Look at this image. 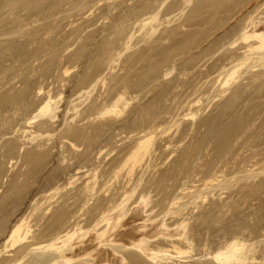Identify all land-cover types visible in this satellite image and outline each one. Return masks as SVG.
Listing matches in <instances>:
<instances>
[{
    "label": "rangeland",
    "instance_id": "1",
    "mask_svg": "<svg viewBox=\"0 0 264 264\" xmlns=\"http://www.w3.org/2000/svg\"><path fill=\"white\" fill-rule=\"evenodd\" d=\"M260 28L264 0H0V264L59 258L44 246L72 230L71 264H159L126 235L162 221L201 241L178 255L151 239L162 264H218L233 234L264 264V49L242 39ZM122 201L125 238L100 244Z\"/></svg>",
    "mask_w": 264,
    "mask_h": 264
},
{
    "label": "bare ground",
    "instance_id": "2",
    "mask_svg": "<svg viewBox=\"0 0 264 264\" xmlns=\"http://www.w3.org/2000/svg\"><path fill=\"white\" fill-rule=\"evenodd\" d=\"M263 22V21H262ZM254 24V23H253ZM262 28V27H261ZM261 28L259 30L253 29L252 31H246L244 32V34H242V39L244 41H249V40H254V43L252 42V44H249L248 46V51L250 53H252L253 51H258V50H263L264 49V31L261 30ZM247 53V52H246ZM264 61V60H263ZM263 66V65H262ZM236 73V69L233 70L230 73L229 77H233L234 74ZM229 80H227L225 82L228 83ZM122 95V94H120ZM120 95H118V99H116L117 103L120 104V102L122 101V98ZM124 101V99H123ZM122 106V105H121ZM38 113L33 117V119L37 118L38 116H46L52 112H54V109L51 107V100H47L45 103L41 104V106L39 107V109H37ZM104 110V111H103ZM102 113H100L101 115H103V113H109L112 112V110H105L103 109ZM101 112V110H100ZM99 113V112H98ZM98 114V115H100ZM55 116V115H54ZM53 117V116H52ZM150 133V132H149ZM148 133V134H149ZM151 135V134H149ZM153 135V134H152ZM142 140L139 141L138 145L136 146L135 150H133V154L131 155V157L136 158L137 157V153L139 152V150H143L145 147H148L146 144L149 143V141L151 140V136H148L147 138L144 137L141 138ZM191 148V147H190ZM145 151H147V149H144ZM144 151V152H145ZM213 179V178H212ZM217 179V178H216ZM215 182V181H214ZM210 183V182H209ZM213 183V182H212ZM206 185V184H205ZM211 186V185H210ZM213 186V185H212ZM215 190V189H214ZM132 191V190H131ZM133 192H135L133 190ZM132 192V194H133ZM213 192V191H212ZM130 196V195H129ZM131 197V196H130ZM127 199V198H126ZM125 199V200H126ZM177 199V198H176ZM124 200V201H125ZM122 201L119 204H117L116 206H114L113 208H109L106 211H102L103 214H101L100 218L97 220V222L93 225L91 230H95L97 229V227L99 226V224H103V222L105 223V227L103 228V230H98L97 231V236L96 238L99 240L100 244H106L107 242H112L115 240H121L124 239V235L125 233H120L118 231L119 227L122 226V223L124 221V219L127 217L128 215V207L126 206L127 204H125V202ZM174 201V200H173ZM211 202V201H210ZM112 203V202H111ZM149 201L146 195L143 194V196L141 195V200H139V207H136L133 211H132V216L137 217V215H140L143 211V209L145 207H147L149 205ZM174 203V202H173ZM187 205V204H186ZM108 206V205H107ZM97 207V206H96ZM127 207V209H126ZM226 207V206H224ZM130 208V206H129ZM101 212V213H102ZM225 217V216H224ZM206 219V218H205ZM96 221V220H95ZM185 222V221H184ZM183 222V223H184ZM180 224V228H178V230L176 232H171L170 230H168V228H166L165 230L163 229V227H167L166 223L162 221V223L160 224V228L154 229V230H150V231H142L139 234L130 232L128 233L126 236H129L127 241L128 243L131 245L132 248H135L141 252H143V254H145L149 259L153 260V261H157L159 264H162V258H163V254H161L162 252H167L169 251V248L172 245V248L174 247L176 249V253L178 255H184V254H188V253H192L193 251H196L197 248L199 247V237H194L192 238L191 234H190V230L186 231L187 226L184 224ZM78 224V223H77ZM77 226V225H75ZM79 226V225H78ZM142 227H146V224L141 225ZM169 227V226H168ZM183 227V228H181ZM91 228V227H90ZM30 229V228H29ZM47 229V227H46ZM63 229V228H62ZM76 229V228H75ZM82 231L83 228H78ZM188 229V228H187ZM88 230V229H87ZM90 230V229H89ZM90 230V231H91ZM30 231V230H28ZM89 231V232H90ZM96 231V230H95ZM21 226L15 227V229L12 231L11 235H10V239L13 240L12 241V245L14 243H16L17 241L20 240L21 242V235L23 234L21 232ZM27 232V230H26ZM32 232V231H31ZM78 232V231H77ZM76 230H72L67 232L65 235L63 236H59L56 238V240L54 241H48L49 243H47L44 247L46 248H54L56 250H59L60 256L59 258L57 257H53L50 256L51 259L47 260L46 263L44 264H71L72 261L74 262V257L71 254H65L64 253V248L65 247H73L71 240L72 238L75 236V234L77 233ZM80 232V231H79ZM88 232V231H87ZM208 233V232H207ZM32 234V233H31ZM239 235V234H238ZM237 235V236H238ZM43 236V235H42ZM53 236V235H52ZM160 236H165L168 237L167 239L169 240V245L170 247L168 249L164 248V246H157L154 247L153 245H150L149 242L151 239H157ZM233 236L230 237L229 239L227 238L226 241L224 242H219L215 248H213L212 252H209L208 254L211 256L212 259H214L215 262H217L218 264H240L244 263L245 264V259L246 257H243V255H241L242 250L244 249V245L245 243L243 242L244 240L240 239L239 236ZM26 236L22 237V239H25ZM28 238V237H27ZM34 239V238H33ZM245 239V238H244ZM11 240L9 243H11ZM206 240V238H205ZM248 240V239H247ZM246 240V241H247ZM8 241V240H7ZM203 241V240H202ZM206 242V241H205ZM215 243V240H214ZM213 243V244H214ZM217 243V242H216ZM75 244V243H74ZM205 244V243H204ZM209 246H212V243H208ZM9 245V244H7ZM15 245V244H14ZM129 245V246H130ZM185 245V246H184ZM213 245V247L215 246ZM27 246V245H26ZM34 246V245H33ZM246 246V245H245ZM252 246V245H251ZM250 246V247H251ZM12 247V246H11ZM31 247V246H30ZM163 247V248H162ZM3 248V247H2ZM10 248V247H9ZM206 248V247H205ZM4 249V248H3ZM28 249V248H27ZM30 249V248H29ZM28 249V250H29ZM26 250V249H24ZM37 250V249H36ZM40 250H42V248H40ZM47 250V249H46ZM210 250V249H209ZM208 250V251H209ZM212 250V249H211ZM247 250V249H246ZM8 251V250H7ZM5 252V251H4ZM21 252V251H20ZM114 253L118 252L116 249L113 250ZM170 252V251H169ZM175 252V251H174ZM244 252V251H243ZM1 254V253H0ZM16 254V253H15ZM162 258H159L161 257ZM172 254V253H171ZM90 255V253H89ZM169 255V254H166ZM176 255V254H175ZM205 255V254H204ZM198 256V255H197ZM203 256V255H201ZM245 256V255H244ZM28 257V255L26 256ZM167 257V256H166ZM165 257V258H166ZM183 257V256H181ZM199 257V256H198ZM207 257V255H206ZM24 258V257H23ZM119 259V263L121 264H125L128 261V258L123 255L121 257H118ZM203 258V257H202ZM22 259V258H21ZM20 259V261H21ZM76 259V258H75ZM192 259V258H191ZM169 260V259H168ZM173 260V259H171ZM246 260H249L248 258ZM76 261V260H75ZM170 261V260H169ZM19 262V261H18ZM18 262H14L19 264ZM87 262V261H86ZM85 261L83 262L84 264H88ZM168 263V262H167ZM177 263V262H176ZM251 263V262H250ZM21 264V263H20ZM23 264H26L25 262ZM173 264V263H172ZM255 264V263H254Z\"/></svg>",
    "mask_w": 264,
    "mask_h": 264
}]
</instances>
